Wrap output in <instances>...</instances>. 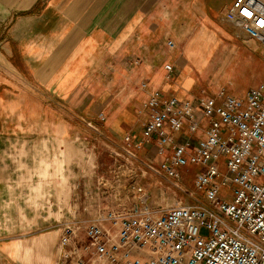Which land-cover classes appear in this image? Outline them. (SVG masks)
Listing matches in <instances>:
<instances>
[{"label":"built area","instance_id":"built-area-1","mask_svg":"<svg viewBox=\"0 0 264 264\" xmlns=\"http://www.w3.org/2000/svg\"><path fill=\"white\" fill-rule=\"evenodd\" d=\"M223 20L264 47V0H235ZM143 111L141 133L123 138L98 179L102 210L77 228L92 264H264V83L242 96L154 91ZM191 167L196 204L155 207L144 180L157 176L176 198Z\"/></svg>","mask_w":264,"mask_h":264},{"label":"crops","instance_id":"crops-1","mask_svg":"<svg viewBox=\"0 0 264 264\" xmlns=\"http://www.w3.org/2000/svg\"><path fill=\"white\" fill-rule=\"evenodd\" d=\"M38 1L29 2L28 9ZM234 1L47 0L44 12L54 10L55 15L22 19L31 26L29 33H11L10 40L0 43V264H54L60 234L48 227L46 218L56 214L60 194L51 170L55 157L63 162L66 137L77 134L67 121L66 105L81 111V90L91 81L96 89L115 87L113 80L99 81L101 70L83 67L85 56L99 57L93 63L103 66H112L118 57H145L147 26L152 36L159 25L192 31L194 25L209 23L210 14H223ZM131 9L138 14L167 9L169 17H154L147 25L145 14L131 15ZM210 39L201 37V44L188 50L190 57L204 56L209 49L204 43ZM14 55L20 64L12 60ZM196 65L203 68L205 59ZM86 72L93 74L88 78ZM159 88L165 97L167 88L174 89L166 80ZM96 97L97 105L108 107L129 101H120L109 90ZM126 112L111 119L112 135L125 136L123 124L136 121Z\"/></svg>","mask_w":264,"mask_h":264},{"label":"rangeland","instance_id":"rangeland-1","mask_svg":"<svg viewBox=\"0 0 264 264\" xmlns=\"http://www.w3.org/2000/svg\"><path fill=\"white\" fill-rule=\"evenodd\" d=\"M31 1L35 0H2L0 43L10 40L11 33L19 36L29 33L31 26L28 21L22 19L35 17V20H38L43 15H55L54 10L52 13L44 12L43 4H46L47 0H39L28 9ZM140 11L141 16L145 14L147 25L153 22L154 17H169L167 9L156 12L154 9ZM130 13L139 15L138 10L134 9H131ZM148 27L144 33L145 57L138 58L135 55L129 58L118 57L112 66H103L101 62L93 63V60L100 59L95 55H86L83 61L84 68L93 69L94 72L101 70L100 82L108 84L113 80L111 86L115 87L106 88L105 85L102 89H96L93 87L95 82L91 81L88 83L91 86L87 85L88 87L81 90L83 102L81 111L66 105L67 121L72 131L77 134L66 137L62 153L63 162L59 163L55 157V164L51 170V176L58 182L55 188L60 194V202L58 205L56 202L54 206L58 208L56 214L46 218L48 227L50 226L51 230L53 228L58 230L60 234L54 264H92L94 255L84 253V248L88 244L84 230L78 231L77 228L89 225L102 210L104 202L98 179L105 176L109 167L114 165L111 151L118 150L123 144V138L128 134L138 136L141 133L147 114L143 109L139 111V108L144 102L145 104L148 102L150 93L162 92L159 87L164 80L168 82V86L175 89L174 91L167 88L165 94L183 100L200 95L202 91L213 94L222 89L233 96H242L264 83V47L253 40H246L233 26L223 20L222 12L210 14L209 23L194 25L193 30L188 32L180 27L171 31L170 26L159 25L158 31L156 30L152 36ZM201 37L211 38L209 42L207 40L204 43V46L209 48L206 57L204 58L205 55L190 57L188 50L197 44L200 45L201 42L198 41ZM203 59L205 65L200 69L196 64ZM12 60L20 64V57L14 55ZM168 65L173 67L170 79H167V74L164 73ZM92 74L86 72L85 76L90 78ZM106 90L119 100L129 98V101L123 105L109 107L97 105L94 102L97 101L96 95ZM94 91L96 95L93 94ZM87 97H90V102L84 104ZM121 111H127L131 118L133 116L136 118V121L124 123L122 129L126 135L122 134V137H119L120 135L110 133L109 125L111 119ZM101 116H105L106 120L101 121ZM147 152L148 150L140 155L151 163ZM17 158L14 156L12 159L21 163L20 158ZM197 170L195 167L186 170L181 184L183 191H176V198L165 195L164 192L170 186L166 183L160 184L159 178L150 174L149 181L148 178L144 180V185L152 193L154 206L161 209L177 205H195L196 202L189 195L193 190V178ZM40 189L41 186H38V190ZM224 193L227 195L228 192Z\"/></svg>","mask_w":264,"mask_h":264},{"label":"snow or ice","instance_id":"snow-or-ice-1","mask_svg":"<svg viewBox=\"0 0 264 264\" xmlns=\"http://www.w3.org/2000/svg\"><path fill=\"white\" fill-rule=\"evenodd\" d=\"M245 14H246V15H251V13H247V12H246ZM262 23H264V22H262Z\"/></svg>","mask_w":264,"mask_h":264},{"label":"bare ground","instance_id":"bare-ground-1","mask_svg":"<svg viewBox=\"0 0 264 264\" xmlns=\"http://www.w3.org/2000/svg\"><path fill=\"white\" fill-rule=\"evenodd\" d=\"M89 153V152H88Z\"/></svg>","mask_w":264,"mask_h":264}]
</instances>
